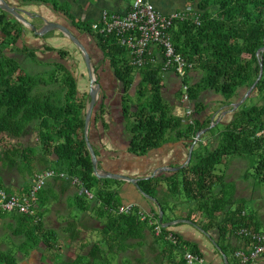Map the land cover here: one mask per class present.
Instances as JSON below:
<instances>
[{
  "label": "trees",
  "instance_id": "obj_1",
  "mask_svg": "<svg viewBox=\"0 0 264 264\" xmlns=\"http://www.w3.org/2000/svg\"><path fill=\"white\" fill-rule=\"evenodd\" d=\"M47 1L22 0L24 4ZM189 1L195 5L196 14L176 20L170 28L175 49L187 62L183 77L174 67L163 70L164 55L158 48L160 57L136 66L116 34L96 32L92 23L74 22V25L94 38L116 82L120 83L121 115L129 135L130 153L146 155L167 142L181 140L190 145L203 130L206 135L218 124L223 126L218 143L206 153L200 151L198 137L187 165L170 175L141 177L139 185L144 192L158 197L164 222L175 219L169 211L177 205L171 204L169 198L177 196L182 187L188 200L194 201V209L187 217L195 219L191 213L197 212L200 217L195 222L207 231L218 228L220 238L224 239L229 229L219 217L229 204L222 194L225 174L222 169L217 172V166L225 164L232 155L244 157L251 161L258 181L264 183V50L257 54L264 47V0ZM27 29L0 9V190L27 194L34 175L44 169L65 173L67 178L55 176L47 181L34 203V215L0 209V218L11 214V233L20 238L17 252L26 257L33 250H54L62 236L69 242L79 240L85 244L78 235L94 219L99 225H91L89 230L97 231L98 239L90 242L85 253L64 259L67 264H114V258L119 255L129 256L135 249H145L148 236L154 239L147 247L157 252L158 259L164 257L165 264H186L182 257L185 250L203 255L197 243L184 239L171 227H162L157 235L149 220L141 218L138 205L132 212H119L123 205L119 185L123 180L98 178L93 172L84 131L89 93L78 91L77 78L64 63L51 62L55 68L47 80L24 71L17 53L43 62L37 55L38 48L18 44ZM44 49L57 52L61 58L69 55L64 48L45 44ZM261 61L262 76L252 95L231 110L227 122L214 120L210 127L213 115L208 109L210 102L204 99L205 93L219 94L224 106L239 101L258 78ZM93 67L96 72L97 66ZM170 72L178 80L176 94H187L184 107L192 109L188 121L164 95ZM250 98L255 100L249 105ZM94 112L95 120H101L106 128L104 114L110 113L108 104L103 99L97 101ZM32 135L37 137L35 145L21 141ZM92 145L98 156L97 148ZM73 177L80 184L72 183ZM162 183L167 184L163 199L160 198ZM75 187L78 190L69 194L65 202L64 194ZM84 189L91 191L93 198ZM53 207L58 212L65 209V213H60V230L45 226L44 215ZM152 214L158 219V207ZM170 232L178 239L177 244L167 238ZM222 248L225 250L226 246ZM0 261L18 264L17 256L4 250L0 251ZM122 264L130 263L126 260Z\"/></svg>",
  "mask_w": 264,
  "mask_h": 264
},
{
  "label": "crops",
  "instance_id": "obj_2",
  "mask_svg": "<svg viewBox=\"0 0 264 264\" xmlns=\"http://www.w3.org/2000/svg\"><path fill=\"white\" fill-rule=\"evenodd\" d=\"M7 1L27 11L28 13H25V16L31 23L36 25L42 23L43 21L37 16V14H40L47 20L66 25L85 45L91 56L92 63H94L95 55H99L103 59V54L94 38L87 32L79 30L74 25V22L93 23L99 20L104 10L125 13L130 9L133 2V0H49L47 2L24 4L22 0ZM149 1L164 14L182 11L189 7L195 8V5L189 0ZM55 4L57 5L56 7ZM61 8L67 9L68 14L64 10H61ZM42 41L55 48H65L67 50H69L68 44L73 43L63 33L57 30L40 37L34 35L30 29H27L24 31L18 44L21 46L25 43L33 47L35 42L40 43ZM91 51L96 53H92ZM50 52L55 51H48L47 53ZM37 55L39 56V51H37ZM151 56L156 59L157 56L160 57V52L156 47H154ZM107 69L110 70L108 67ZM79 72L82 71L80 70ZM77 82L78 91L84 93L78 78ZM166 82L167 84L171 83L172 85H176L178 80L170 72L166 78ZM102 99L108 105L114 102H121L120 94L115 97L108 95L104 97L102 95V97H98V102ZM182 112V110H179V113ZM220 116L222 115H218V117L214 116L212 118L213 121L217 118L216 121L219 122ZM104 117L108 124L106 128L101 120H95V112L92 115L89 127V137L97 148L98 164L101 169L141 178L161 174L170 175L188 164L187 159L190 151L188 141L167 142L151 150L146 155L138 156L128 151L129 135L121 113L114 115V113L108 112L104 114ZM229 165V168L226 166L227 169H222L225 174V185L222 188V194L225 200H228L227 202L229 204L219 217L222 224L227 225L229 229V234L224 239L220 238L218 228H209L208 231L204 228L202 229L195 222L199 221L198 219L200 217L197 212L191 213V217L195 219H189L187 217L190 210L194 209V205L182 209L177 207V210H175L180 211L178 218L174 216L175 210L169 211L170 215L175 219H187L196 224L181 222L171 226V229L182 235L184 239L197 243L205 259L214 264H225V258L228 264H241L235 258L234 251L236 249L248 250L251 245L250 239L239 233L241 228L264 231V183H260L258 179L251 176L250 164L244 157L234 156ZM163 184L161 187L162 193L160 194V198L162 199L164 196L163 191L166 189ZM119 189L122 203H135L141 210L148 214H151L152 210L157 208V205L153 204V202H148V199L144 198L132 183L123 180L119 185ZM77 190V187L70 189L64 194V198L66 199L69 194ZM170 200L171 198H169ZM205 223L206 219L203 215V224ZM11 236L15 237V239L18 238L13 234ZM149 243L145 244L146 247ZM221 244L226 246L225 250ZM155 249L159 250L158 248ZM143 251L144 248L140 250L135 249L133 250V254L129 256L124 254L119 255L114 258L113 263L116 264L118 262L122 264L128 260L130 264H165L166 259L164 257L158 259L157 252H154V254L151 252L152 255L147 256V251L145 255H141ZM31 257L26 256L18 260V264L20 261V264H31ZM42 258L39 259V262H43ZM246 264H264V257H259Z\"/></svg>",
  "mask_w": 264,
  "mask_h": 264
},
{
  "label": "built area",
  "instance_id": "obj_3",
  "mask_svg": "<svg viewBox=\"0 0 264 264\" xmlns=\"http://www.w3.org/2000/svg\"><path fill=\"white\" fill-rule=\"evenodd\" d=\"M195 8L189 7L182 11H175L170 14L160 12L149 0H133L130 9L125 13H117L104 10L99 20L92 23V29L102 34H116L120 43L127 47L131 54L133 65L141 66L152 58L154 47L162 50L164 55L163 70H169L174 67L180 77L185 74L187 62L185 58L176 51L171 39L170 28L178 19H184L187 16L196 13ZM198 22V16L195 17ZM187 86L184 85L186 90ZM187 94L182 95L181 101L186 102ZM190 120L192 109L187 108L184 113ZM59 176L67 178L65 173L57 172L54 169H44L36 173L32 179L31 186L27 194L18 195L7 193L0 190V209L7 212L17 211L20 213L35 214L34 203L37 200L39 191L46 185L51 178ZM72 183L80 184L78 178L73 177ZM89 198H93V193L84 189ZM136 208L135 203H123L119 212H132ZM141 218L148 219L149 223L154 226V231L160 235L162 225L153 214H148L140 209ZM239 233L248 237L251 241L248 250L236 249L234 256L241 264L249 263L259 257H264V231L241 228ZM173 243L177 244L178 239L170 232L167 235ZM186 264H214L205 259L199 253L185 250L182 254Z\"/></svg>",
  "mask_w": 264,
  "mask_h": 264
},
{
  "label": "rangeland",
  "instance_id": "obj_4",
  "mask_svg": "<svg viewBox=\"0 0 264 264\" xmlns=\"http://www.w3.org/2000/svg\"><path fill=\"white\" fill-rule=\"evenodd\" d=\"M71 44H68L69 55H67L65 58H61L57 52L47 53L48 51L44 49L45 43L43 41L40 43L35 42V44L33 45V47L39 49L38 50L39 58L43 62H41L40 60L38 61L36 59L33 60L31 59V57L24 56L23 54L17 53L16 55L20 59V64L22 68L24 69V71L28 72L29 74H33V75H41L46 80H47V77L50 76L53 69L55 68V66H53V63L51 62L58 61V62L66 64V66H68V68H70L73 71L74 75H76V77L80 81V86L82 87L81 89L84 91V93H87L90 87L87 67L84 63V59H83L81 51L77 49L78 47L74 43H71ZM91 52L96 53L94 51H91ZM46 62H50V63H46ZM95 65L97 66V71L96 72L94 71V74H95L97 81L101 85V89H99L100 91L99 97H102V95H105V94L108 96L115 97L116 95L120 94V90H119L120 83L116 82L113 72L107 69V67L109 68V63L105 61L104 59H102L101 57H99V55H95L93 66ZM80 70L82 72H79ZM136 80H139V77H137ZM49 84L54 86L52 82H49ZM176 87H177V83L176 85H172L171 83L170 84L168 83L167 86L164 88V95L171 103L176 104V112L178 114L183 115L187 108L184 107V102L181 101L180 97L182 96L178 92L176 94V90H177L175 89ZM243 92L244 90H242L240 94H242ZM134 93H135V90L132 88L131 94H134ZM217 95L220 97L219 94ZM217 95L209 91L205 93L204 99L207 102H210L208 109L211 115H213V117L214 116L218 117V115H222L220 116L221 118L219 122L225 123L232 116V111H231L232 108H231V105L224 106V102L220 100V98ZM254 100L255 99L250 98L247 104L249 105L252 104ZM108 106H109V111L111 113H114V115L121 113V103L120 102H114ZM179 110H182L183 112L179 113ZM214 123H215L214 121L211 122L210 127H213ZM222 127H223L222 125L218 124V126L214 128L213 132H210V133L208 132L209 134L207 133L206 135H205L206 131L200 133V136H199L200 143H201L200 151L202 153H206L207 150L211 149L213 146H215L218 143L219 131L222 129ZM21 141L25 144L31 143L35 145L37 143V137L36 135H32L30 137H25V139H21ZM205 141H208V142H205ZM13 142H15V139L13 140ZM192 145L193 144H190V147ZM235 157H238V156H235ZM232 158H233V155L227 159L225 164L218 165L216 168V171L219 172L221 169H225V168L227 169V167L229 168L230 167L229 163ZM246 160L250 164L249 169L251 171V176L257 179L254 168L252 167L251 161H249V159H246ZM163 185L165 188L167 187L166 183H164ZM170 198H171L170 201L172 203H176L177 207L181 209L194 205V201L188 200L186 194L182 190V187H180V190L177 196L170 197ZM66 200L67 199H65V202ZM56 208L57 207L55 208L53 207V209L46 212V214L44 215V221H45V226L60 230L62 226L60 225V219H61L60 213H65L64 211L65 209L59 210L58 212ZM176 210L174 212V216L178 217L179 216L178 213H180V211H176ZM7 217H11V214H8ZM9 222H10V218H6V219L0 218V251L1 250L8 251L14 254L15 256H17L18 260H21L25 258V256L22 253L17 252V244L20 242V238L16 237L17 239H15V237L11 236L12 227ZM91 225L98 226L99 223L97 221H91L90 223H88V229H84L85 231L80 232V234L78 235L79 239L81 238V240L83 239V241H86L85 244L83 243L84 245L79 240L69 242L68 240H66V237L62 236L60 239L61 241L58 243L57 247L54 250H48L45 248L39 249V250H33L27 256V257L32 256L31 264H59V263L67 264L66 261H64V259L70 260V257H75V255L81 252L85 253L89 248L90 242L98 239L99 233L97 231L89 230L91 228ZM153 239H154L153 236H148V243L153 241ZM146 251H147V256L152 255L151 252H153V254L155 252L150 247H146L144 251L141 253V255H145ZM41 257H43L42 258L43 262H39V259ZM0 264H4V263L0 261Z\"/></svg>",
  "mask_w": 264,
  "mask_h": 264
},
{
  "label": "water",
  "instance_id": "obj_5",
  "mask_svg": "<svg viewBox=\"0 0 264 264\" xmlns=\"http://www.w3.org/2000/svg\"><path fill=\"white\" fill-rule=\"evenodd\" d=\"M0 9L8 12L11 16L15 17L18 21L23 23L28 29H30L33 32L34 35L43 37V36L47 35L48 33H51L55 30L60 31L67 38H69L78 47V49L81 51L85 65L87 67V71H88V75H89V81H90V87L88 90L89 95H90V101L88 103L86 113H85L84 131H85L86 144H87V147L90 151V155H91V159H92L94 174L98 178H115V179L125 180V181L132 183L136 187L138 192L144 198L148 199V201H151L157 205V207L159 209L158 221L163 227L168 228V227H171V226H173L177 223H181V222H190V223L196 225L191 220L181 219V218L180 219H174V220H171L168 222H164L163 221V211L161 210V204L157 201L158 200L157 197L151 196L150 194L143 191V189L139 185V180L141 179L140 177H134V176L131 177L130 175H127V174L112 172L109 170H104V169L99 168L98 157L94 151L92 142L89 138V127H90V122H91L92 114L94 112L95 105L98 101L99 92H100L99 89H101V85L95 77L94 67H93V63H92L89 51L87 50L85 45L80 41V39L78 37H76L74 35V33L66 25L59 23V22H53V21L47 20L46 18H44L40 14H37V16L43 22L39 23V25L31 23L27 19V17L25 16V13H28L27 11L15 6V4L14 5L10 4L7 0H0ZM262 50H264V47H262L260 50H258L257 54L259 55ZM261 60H262V58H261ZM260 65H261V70H260L258 78L256 79V81L253 84L250 85V87L247 89V91L244 93L243 97L239 101H236V102L231 104L232 110H235L253 91L255 84H257V82L259 81V79L262 76V61L260 62ZM199 135H200V133L196 137L194 143L198 139ZM194 143L190 147L187 163H189L191 160L192 151L194 148ZM177 168H179V167H177ZM148 177H150V176H148ZM148 177H146V178H148ZM225 264H228V261L226 258H225Z\"/></svg>",
  "mask_w": 264,
  "mask_h": 264
}]
</instances>
